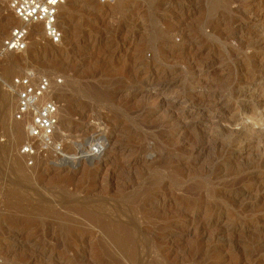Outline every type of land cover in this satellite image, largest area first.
Listing matches in <instances>:
<instances>
[{
    "label": "rangeland",
    "instance_id": "374dc122",
    "mask_svg": "<svg viewBox=\"0 0 264 264\" xmlns=\"http://www.w3.org/2000/svg\"><path fill=\"white\" fill-rule=\"evenodd\" d=\"M17 24L0 0V44ZM60 24L0 57V264H264V0H66ZM31 70L64 104L33 166L5 86Z\"/></svg>",
    "mask_w": 264,
    "mask_h": 264
},
{
    "label": "built area",
    "instance_id": "2783aa9c",
    "mask_svg": "<svg viewBox=\"0 0 264 264\" xmlns=\"http://www.w3.org/2000/svg\"><path fill=\"white\" fill-rule=\"evenodd\" d=\"M19 20L0 44V57L27 51L34 25H42L43 36L52 44H61L64 30L60 24L62 6L66 0H2ZM6 89L16 96L14 120L25 124L27 132L19 152L28 165L51 151L63 149L57 139L63 101L60 93L63 78L37 70L14 75ZM97 149L94 147V151Z\"/></svg>",
    "mask_w": 264,
    "mask_h": 264
},
{
    "label": "bare ground",
    "instance_id": "6f19581e",
    "mask_svg": "<svg viewBox=\"0 0 264 264\" xmlns=\"http://www.w3.org/2000/svg\"><path fill=\"white\" fill-rule=\"evenodd\" d=\"M66 3V2H65ZM65 5V4H64ZM63 5V6H64ZM62 6V7H63ZM61 11H62V9H61ZM61 15V14H60ZM14 18H15V16H14ZM16 19V21L18 22V23H20L19 22V20L17 19V18H15ZM7 25V24H6ZM38 28H40V34L43 36V28H42V25L41 24H39V25H34L33 27H32V31H31V41H32V38H33V34L35 33V32H37L36 30L38 29ZM38 32H39V30H38ZM30 44H31V42H30ZM30 46V45H29ZM29 48V47H28ZM14 54V53H13ZM60 124V123H59ZM59 128V127H58ZM19 130V129H18ZM20 132V131H19ZM22 133V132H21ZM101 148V147H100ZM104 148V147H103ZM95 151L100 155V153H102L103 151H104V149H95ZM96 155V154H95ZM92 157H94V156H92ZM97 157V156H96ZM101 157V156H100ZM100 159V158H99Z\"/></svg>",
    "mask_w": 264,
    "mask_h": 264
}]
</instances>
